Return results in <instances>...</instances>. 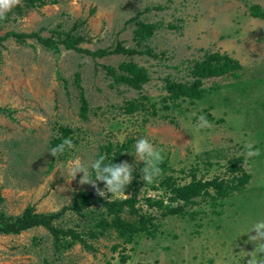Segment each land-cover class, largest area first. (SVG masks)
Segmentation results:
<instances>
[{
  "label": "rangeland",
  "instance_id": "1",
  "mask_svg": "<svg viewBox=\"0 0 264 264\" xmlns=\"http://www.w3.org/2000/svg\"><path fill=\"white\" fill-rule=\"evenodd\" d=\"M45 3L29 7L22 1L0 21V37L38 32L57 39V31L69 32L86 39L83 49L120 44L135 53L93 58L63 46L54 51L36 39L25 45L13 37L0 43L1 211L17 216L29 206L42 214L69 207L77 194L96 189L79 183L83 173L71 181L67 162L80 158L90 166L120 150L116 163L132 165L136 181L126 188L127 198L139 185L140 199L163 197L164 190L152 187L169 178L179 185L217 178L229 193L221 197L211 190L182 216H164L140 204L142 214L152 219L130 241L104 228L109 219L104 208L67 211L54 223L69 233L59 239L42 227L1 235L0 264H247V252L256 245L247 242L246 234L264 220V20L251 17L248 5L264 7V0ZM142 22L156 30L139 46L135 30ZM212 53L230 56L242 69L203 80L200 99H170L167 81L193 82L195 63ZM125 62L147 69L150 81L141 90L116 83L103 68L120 71ZM201 116L211 127H197ZM66 129L72 131L67 136ZM66 138L74 147L53 157L49 150ZM140 138L162 150L161 173L151 184L143 182L145 165L134 156ZM247 144L259 156L247 158ZM104 198L111 200V194ZM123 217L137 220L128 213Z\"/></svg>",
  "mask_w": 264,
  "mask_h": 264
},
{
  "label": "trees",
  "instance_id": "2",
  "mask_svg": "<svg viewBox=\"0 0 264 264\" xmlns=\"http://www.w3.org/2000/svg\"><path fill=\"white\" fill-rule=\"evenodd\" d=\"M29 7H35L38 3L46 5L45 0H22ZM249 14L253 18L264 20V7L258 4L248 5ZM135 30L136 40L139 46H142L149 38H151L156 30L155 25L146 23H137ZM59 37L55 38H42L38 32L31 34H20L16 32H9L5 36L0 37V43L10 38H15L19 43L25 45L28 39H36L44 47L59 51L60 46L66 50L75 51L77 53L88 54L93 58H104L112 54H133L135 50L126 49L122 45H118L114 49H98L91 51L83 49L81 44L85 42V38L79 35H74L69 32L57 31ZM147 54H152V50L148 49ZM107 73L118 84H124L132 89L141 90L145 84L150 81V75L145 67L137 63L128 62L121 65V70L114 67L103 66ZM241 64L232 59L228 55L220 53L207 54L205 58L196 62L192 69L193 82L178 83L167 81L166 91L169 98L172 100H179L180 98H188L191 100L200 99L205 92L202 89L203 80L210 78L223 77L231 72L241 70ZM77 81H80V74H77ZM81 97V115L86 118L88 104L84 93L80 94ZM72 131L65 130V135H69ZM60 141L56 142L59 145ZM111 149V148H109ZM110 153V152H109ZM122 154L121 150L117 152L114 157L107 155L105 163H116L119 156ZM136 181H133L135 184ZM153 190H164L166 195L163 197L148 196L145 199L139 198L140 185L135 187L132 191V196L126 199L108 200L97 195V191H82L74 198L73 203L69 207H64L61 211L56 213H37L32 206L27 207L21 215L13 216L6 215L1 211V205L4 203V197L0 192V236L1 235H19L22 232L28 231L33 228L42 227L47 229L57 239L61 235H68L63 230L57 229L54 225L55 221L60 219L67 211H73L76 214H81L83 211L97 205L104 208L109 215V219L105 220V229H114L119 233L121 238H126L130 241L134 235L145 232L147 230V223L152 218L142 214V204L149 209H157L163 213L164 216H182L185 213V208L193 205L196 199L210 195L213 190L217 196L225 197L229 193L226 190V184L223 180L213 179L208 181L196 180L186 185H179L176 180L169 178L160 183L159 186H153ZM124 213H128L137 217L135 221H127L123 217ZM152 234L151 230L147 231Z\"/></svg>",
  "mask_w": 264,
  "mask_h": 264
},
{
  "label": "clouds",
  "instance_id": "3",
  "mask_svg": "<svg viewBox=\"0 0 264 264\" xmlns=\"http://www.w3.org/2000/svg\"><path fill=\"white\" fill-rule=\"evenodd\" d=\"M22 0H0V21L7 18V14L11 12L15 7L21 5ZM198 128L211 127V124L207 121V118L201 116L199 118ZM74 147L71 139H64L59 145L52 147L49 153L53 157L64 154L66 149H72ZM135 157L136 161L144 163V167L141 169L142 180L145 184H151L154 179L160 175L161 169L159 164L163 162L162 150L157 149L148 139L140 138L135 144ZM246 157L252 158L259 156V150L253 148L252 144L246 145ZM107 160L106 155H101L98 159L91 162L90 166L81 161L80 158L72 159L67 162L65 172L72 180L77 178V175L83 173L82 178L79 180L81 185H91L96 189L99 197H106L108 193L111 194V200L126 199L128 196L126 188L133 181V167L128 162L117 163H105ZM89 167L95 174V178H92V173L89 171ZM97 182H102L105 185V189H100ZM256 233L252 235V233ZM248 243L255 244V250L247 252L250 259L247 260V264H264V260H259L258 256L264 255V220L256 222L248 234Z\"/></svg>",
  "mask_w": 264,
  "mask_h": 264
}]
</instances>
